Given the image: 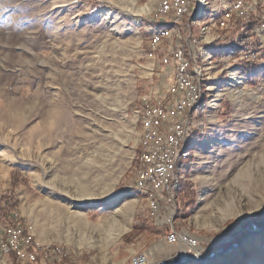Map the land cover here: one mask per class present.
<instances>
[{"label": "rangeland", "instance_id": "1", "mask_svg": "<svg viewBox=\"0 0 264 264\" xmlns=\"http://www.w3.org/2000/svg\"><path fill=\"white\" fill-rule=\"evenodd\" d=\"M148 1L136 0V7ZM243 1L246 16L238 18L226 38L204 50L206 61L211 58L213 62L209 73L217 71L210 82L218 86L217 104L211 108L214 98L209 91L205 107L198 108L195 116L203 123L196 122L197 129L189 138L195 144L192 164L179 169L185 175V189L178 193L180 226L197 236L201 260L183 263V248L168 247L170 255L159 257L167 263L179 258L176 264H264V248L257 247V242L264 244V163L258 162L264 143V0ZM157 2L153 0L155 7ZM152 11L135 13L116 0H0V197L16 200L19 221L29 226L32 219L22 214V208L35 203L31 215L46 227L33 226L31 232L40 241L65 244L85 264H128L135 253L154 251L160 243L166 246L133 186L139 164L133 109L142 96L168 83L163 67L148 51ZM237 40L243 44L241 57L250 51L258 58L238 56L236 62L220 54L219 47ZM85 82H94L97 95L109 96L108 107L115 108L108 115H95L107 137L94 145L71 136L46 145L39 132L45 103L64 95L76 101L75 93ZM242 85L247 89L241 98L231 99V91ZM209 113L214 116L211 123L206 121ZM111 132L117 136L114 142ZM97 145L103 152L109 150L105 160L96 154ZM90 155L95 156L96 165L84 174L77 164ZM197 161L202 174L211 180L203 188L205 203L199 202L193 173ZM247 161L249 173L238 179ZM223 172L227 177L220 179ZM111 177L117 179L114 185L108 182ZM82 180L91 188L100 183L101 191L105 182L113 188L107 197L75 202V185ZM47 196L53 211L44 215L40 201ZM131 197L137 201L128 230L102 250L93 232L83 242L84 234L56 210L61 206L70 213L93 207L87 219L94 226L105 205L116 207L117 201ZM108 214L113 215L112 210ZM250 219L255 221L247 222ZM254 232H260L257 240L251 239Z\"/></svg>", "mask_w": 264, "mask_h": 264}, {"label": "built area", "instance_id": "2", "mask_svg": "<svg viewBox=\"0 0 264 264\" xmlns=\"http://www.w3.org/2000/svg\"><path fill=\"white\" fill-rule=\"evenodd\" d=\"M246 12L243 0H158L154 23L147 26L148 51L163 67L168 83L142 96L133 109L139 162L133 186L149 218L165 226V242L183 248V259H199L201 254L197 236L180 226L178 193L185 175L178 166L193 153L195 144L189 138L197 129V107L211 91L213 62L206 61L203 50L226 38ZM219 51L236 62L238 56L258 58L250 51L241 57L243 44L238 40ZM14 216L13 223L0 224V264H85L65 244L40 241L32 226L19 221L18 213ZM128 264L176 263L149 261L135 253Z\"/></svg>", "mask_w": 264, "mask_h": 264}, {"label": "bare ground", "instance_id": "3", "mask_svg": "<svg viewBox=\"0 0 264 264\" xmlns=\"http://www.w3.org/2000/svg\"><path fill=\"white\" fill-rule=\"evenodd\" d=\"M116 1L119 4L132 7L135 13L147 14V13H150L155 8V4L153 3V0L152 1L150 0L137 7H136V0H116ZM211 74L213 75L210 78L213 80L216 74L215 72ZM232 78L233 79L236 78L235 73L232 74ZM246 89H247L246 85H242V87L239 89L237 87V90L231 91V93L229 94V97L231 99L238 100L239 98H241L240 95L244 93ZM211 91L213 92L212 95L214 98V100H212L211 108H215L217 104L218 88L215 86H211ZM75 95H77V97H75L76 101H73V98L69 97L70 95L63 96L62 94H60L59 96H63L61 97L60 100H57L59 98L58 97L57 99L55 98L56 100L47 101L45 103L47 109L45 111H42L43 114H45L42 119L44 123L39 127V129H41L39 132H41L40 133L41 138H43V140L46 141L45 143L46 145L53 146L57 138H65L68 136H71V138L77 139L78 141L80 139L85 140V141L90 140L91 145H94V144H97L99 142L98 140H100L101 138L104 139L105 137H107L106 134H103V131H104V129L102 130L103 127L98 126L99 117L97 118L96 116L100 115V112L108 115V113L111 110L112 111L115 110V108L109 109L108 107V105H110V103L108 102L109 96H107V98L106 97L104 98L102 95H97V86L94 82H92L91 84L87 82L85 86L84 84L83 86L81 85V88L80 87L78 88V91L77 93H75ZM65 98H67L69 102H67ZM213 118L214 116L211 113H209V115H207L206 117L207 123L213 122L214 120ZM110 137H111V142H114L117 136L112 133ZM206 142L207 141L205 139L204 143ZM98 146L99 145H97L96 154H98L100 157H103L105 160V157L107 156V154L105 153L107 152L108 149L106 151L104 150L103 152L102 151L103 149L99 148ZM111 147L109 146V148ZM200 157H201V153L197 151L196 158L198 159V161ZM258 157H259L258 162L264 163V143L262 145V153L261 155H258ZM241 158L242 157L239 156L238 161ZM79 161L80 162L77 164L78 170L83 172L84 174H88L89 172H92L91 169L96 165V159L94 155L93 156L90 155L89 157H86L84 161H81V160ZM198 161L196 162V165L194 166L193 173L195 174L194 178H196L199 184V192H200L199 202L205 203L207 200V197H206V193L203 192V188L209 186L211 184V180L209 177H206L205 175L202 174L201 165ZM249 163L250 162L247 161L244 164V166L241 169H239L238 177L236 176L238 179L240 177L246 176L249 173V169H250ZM219 177L220 179H225L227 177V173L223 172V174H220ZM110 181H112L114 185L117 179H113V177H111L108 180V182ZM108 182L103 183L104 187L102 188V191H101L100 183L99 184L97 183L96 188H91L86 182V180L80 181V183L75 185L76 195L73 196L74 198L73 201L77 202V200L82 201V200L96 199L100 197H107L108 193H110L111 192L110 190L113 188L112 187L113 185L111 187L105 186V185L110 184ZM51 200L52 199L47 196L46 198L40 201V203L42 204V207H41L42 214L44 215L50 214V211H53V208H51V205L49 203L51 202ZM136 201H137L136 197H133V198L131 197V199L125 200L121 203L117 201L119 205H117L116 207H114L113 205H109V204L105 205L103 209H100V211L104 214H102L99 221L94 226H91L90 222L87 219V213L88 211L94 210L93 207H88V209H86L85 211H82V210L81 211L78 210L74 212L70 211V213L69 212L66 213L65 209L61 206L56 208V210H58L62 215L64 214L66 218H68L71 221L72 226L75 227L76 230H79L82 232V234H84V236L82 237L83 242H87L90 235H93L94 233L99 239V241H101L97 247L99 250H102V249H106L107 246L112 241H115L123 232L128 230L129 225L132 220V212L134 211ZM37 203L39 202H36V204ZM68 208L66 207L67 211H68ZM111 210H112L113 215L108 214V212H111ZM34 212H35V203L24 204L22 208V214L32 219L31 220L32 227L34 226L36 228H42L43 230L46 227V224L44 223V221L40 222L38 219V216L36 217L32 216L31 214ZM91 232L93 233L90 234ZM252 234L253 235L251 236V239H254V240L255 239L257 240L261 236L260 232H254ZM262 235H264V233H262ZM77 246L80 247L82 245L77 244ZM257 247L264 248V244L257 242ZM260 255L262 258L263 253H261Z\"/></svg>", "mask_w": 264, "mask_h": 264}, {"label": "trees", "instance_id": "4", "mask_svg": "<svg viewBox=\"0 0 264 264\" xmlns=\"http://www.w3.org/2000/svg\"><path fill=\"white\" fill-rule=\"evenodd\" d=\"M205 102L203 101L197 108H200L202 106L205 107ZM201 122L203 123V120L200 118L198 120H196V122ZM199 141V138H197ZM193 161V153L184 161L180 162L178 169L182 168V167H186V166H190L192 164ZM185 189V180L182 182L181 188L179 191H183ZM16 200L6 196V195H2L0 197V224L7 222V223H13L15 216L14 213H17V204H16ZM255 221V219H250L247 222H252Z\"/></svg>", "mask_w": 264, "mask_h": 264}, {"label": "crops", "instance_id": "5", "mask_svg": "<svg viewBox=\"0 0 264 264\" xmlns=\"http://www.w3.org/2000/svg\"><path fill=\"white\" fill-rule=\"evenodd\" d=\"M205 50V49H204ZM203 50V51H204ZM204 54L207 53L206 51L203 52ZM215 71H213L212 73H214ZM217 72H215L216 74ZM214 80V78H213ZM150 222L153 223V225L157 226L159 231L163 234L164 236V231H165V226L163 225H159L157 224L153 218H148ZM165 245L167 246H163L164 244H157L154 248L155 250L154 251H151V252H143V254L146 256V258L149 260V261H158L160 260L159 257H164V256H169L170 253H171V250L168 248H176V247H179L181 248V246L178 244V245H173V247L169 246L168 244H166V242H164Z\"/></svg>", "mask_w": 264, "mask_h": 264}, {"label": "water", "instance_id": "6", "mask_svg": "<svg viewBox=\"0 0 264 264\" xmlns=\"http://www.w3.org/2000/svg\"><path fill=\"white\" fill-rule=\"evenodd\" d=\"M219 255V254H218ZM217 255V256H218ZM195 260H201V258H199V259H190V258H187V259H184L183 260V263H190V262H192V261H195ZM180 261V259L179 258H174V262L175 263H178ZM182 262V261H181ZM180 264V263H179Z\"/></svg>", "mask_w": 264, "mask_h": 264}]
</instances>
